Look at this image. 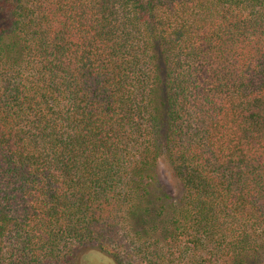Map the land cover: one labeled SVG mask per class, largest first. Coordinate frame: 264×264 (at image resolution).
I'll list each match as a JSON object with an SVG mask.
<instances>
[{"label": "trees", "instance_id": "1", "mask_svg": "<svg viewBox=\"0 0 264 264\" xmlns=\"http://www.w3.org/2000/svg\"><path fill=\"white\" fill-rule=\"evenodd\" d=\"M91 250L264 264V0H0V264Z\"/></svg>", "mask_w": 264, "mask_h": 264}, {"label": "rangeland", "instance_id": "2", "mask_svg": "<svg viewBox=\"0 0 264 264\" xmlns=\"http://www.w3.org/2000/svg\"><path fill=\"white\" fill-rule=\"evenodd\" d=\"M169 181H170V183H172V185L174 186V189H173V192L174 193H176L177 192V189H176V187H175V183H174V181H173V179L172 178H169ZM100 257H99V259H97V261H93L92 262V264H103L102 262H101V260H106L103 256H101L99 253H97Z\"/></svg>", "mask_w": 264, "mask_h": 264}, {"label": "water", "instance_id": "3", "mask_svg": "<svg viewBox=\"0 0 264 264\" xmlns=\"http://www.w3.org/2000/svg\"><path fill=\"white\" fill-rule=\"evenodd\" d=\"M90 252H92V253H99L101 256H103L104 258H106L107 260H109L110 261V264H114L113 263V261H112V258L111 257H109L107 254H104V253H102L101 251H98V250H91ZM89 252V253H90Z\"/></svg>", "mask_w": 264, "mask_h": 264}]
</instances>
